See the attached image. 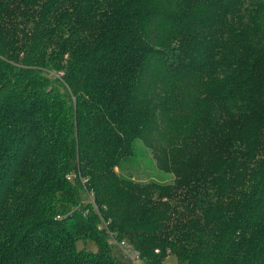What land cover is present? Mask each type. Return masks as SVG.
<instances>
[{
    "label": "trees",
    "instance_id": "obj_1",
    "mask_svg": "<svg viewBox=\"0 0 264 264\" xmlns=\"http://www.w3.org/2000/svg\"><path fill=\"white\" fill-rule=\"evenodd\" d=\"M115 239L264 264V0H0V264Z\"/></svg>",
    "mask_w": 264,
    "mask_h": 264
},
{
    "label": "rangeland",
    "instance_id": "obj_2",
    "mask_svg": "<svg viewBox=\"0 0 264 264\" xmlns=\"http://www.w3.org/2000/svg\"><path fill=\"white\" fill-rule=\"evenodd\" d=\"M142 154H143L142 146L139 142H137L135 145V148H134L133 157H129L128 159L122 161V163H121V168L123 169V171H121V172H122L124 177H128V176L134 174L133 177L136 180H143L144 181V179H147L146 176H148V174L153 175V173H151V172H153L152 169H147L150 166L149 160L146 159L145 157H142ZM142 171H144L143 174H141ZM76 248L77 249L86 248V249H89L92 251H95L97 249L95 247L94 243L91 241H86L85 243H83L82 241H77L76 242ZM117 251H119V249L116 247L113 250V252H114L115 256L120 259L121 254ZM140 264H141V262H140ZM160 264H179V261H177V258L175 257V255L173 253H168L163 259H161Z\"/></svg>",
    "mask_w": 264,
    "mask_h": 264
},
{
    "label": "built area",
    "instance_id": "obj_3",
    "mask_svg": "<svg viewBox=\"0 0 264 264\" xmlns=\"http://www.w3.org/2000/svg\"><path fill=\"white\" fill-rule=\"evenodd\" d=\"M114 244L117 248L121 251V258L123 261H125L128 264H140L141 260L139 257V252L133 248L130 247V245L126 242L124 239H115ZM156 252H158L156 250ZM143 262H141L142 264Z\"/></svg>",
    "mask_w": 264,
    "mask_h": 264
},
{
    "label": "crops",
    "instance_id": "obj_4",
    "mask_svg": "<svg viewBox=\"0 0 264 264\" xmlns=\"http://www.w3.org/2000/svg\"><path fill=\"white\" fill-rule=\"evenodd\" d=\"M117 252H119L120 254H121V251H120V249H119V251H117ZM121 257V256H120Z\"/></svg>",
    "mask_w": 264,
    "mask_h": 264
}]
</instances>
